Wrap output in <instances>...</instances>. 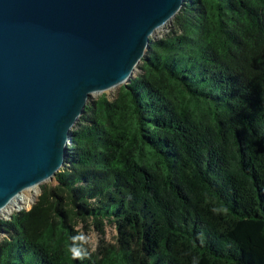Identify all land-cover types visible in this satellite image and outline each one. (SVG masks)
<instances>
[{"label":"trees","instance_id":"obj_1","mask_svg":"<svg viewBox=\"0 0 264 264\" xmlns=\"http://www.w3.org/2000/svg\"><path fill=\"white\" fill-rule=\"evenodd\" d=\"M65 161L0 219V264H264V0H185ZM76 221L112 240L86 246Z\"/></svg>","mask_w":264,"mask_h":264},{"label":"water","instance_id":"obj_2","mask_svg":"<svg viewBox=\"0 0 264 264\" xmlns=\"http://www.w3.org/2000/svg\"><path fill=\"white\" fill-rule=\"evenodd\" d=\"M185 0H0V207L63 165L91 92L126 84Z\"/></svg>","mask_w":264,"mask_h":264},{"label":"rangeland","instance_id":"obj_3","mask_svg":"<svg viewBox=\"0 0 264 264\" xmlns=\"http://www.w3.org/2000/svg\"><path fill=\"white\" fill-rule=\"evenodd\" d=\"M172 18L170 20H166L162 25H160L158 28H156L150 36H152L154 38H159L165 32H168V29H169L170 24H171V20H173ZM136 72H137V70L134 71V73H136ZM121 85H123V83H120L114 91H111L108 93H107V91H104V90L103 91H97V92L95 91V93L91 92L89 98L96 99L99 96H101L102 94L107 95L108 98H112L115 95L116 91H118V89ZM89 98H88V101H89ZM75 122L73 123V126H74ZM69 145H70V143L68 144V147H69ZM50 182H51V179L46 178V179L42 180L37 185L38 186L37 187V189H38L37 195H35L34 198L32 197V192L30 190H27V189L22 190L21 192L23 194H25V198H31V203L27 207L21 208L19 210H17V209L6 210L5 209L6 211H2V212L0 211V219L8 220L14 212H16V211L19 212L21 210H28L31 207V205H33L35 203L37 196L40 194L41 185L49 184ZM75 230H77L81 234V237L83 238L86 246L89 247V249H95L97 247V245L99 244L101 238H103L104 240H112V238H113L112 236H114V231L110 226L105 227V235H104V234H101L99 231H97L93 227V225L91 223H89V221H76ZM1 237H3L2 233L0 234V238Z\"/></svg>","mask_w":264,"mask_h":264},{"label":"bare ground","instance_id":"obj_4","mask_svg":"<svg viewBox=\"0 0 264 264\" xmlns=\"http://www.w3.org/2000/svg\"><path fill=\"white\" fill-rule=\"evenodd\" d=\"M117 86L118 85L112 86L110 88L105 89L104 91H107V93L111 92V91H114L117 88ZM37 187L38 186L36 185V186H33V187L30 186V187L26 188L27 190H30L32 192V197L33 198L35 197V195H37V190H38ZM30 203H31V198H25V194L20 192V193H17L16 195H14L12 197V199L8 202V204H6L4 206H1L0 207V211L2 212V211L12 210V209L19 210L21 208L27 207Z\"/></svg>","mask_w":264,"mask_h":264}]
</instances>
